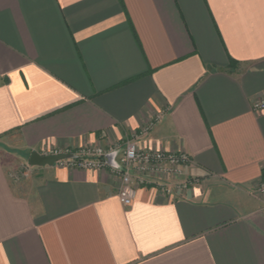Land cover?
Segmentation results:
<instances>
[{"label":"crops","instance_id":"1","mask_svg":"<svg viewBox=\"0 0 264 264\" xmlns=\"http://www.w3.org/2000/svg\"><path fill=\"white\" fill-rule=\"evenodd\" d=\"M261 98L264 0H0V264H264ZM133 138L200 183L28 163Z\"/></svg>","mask_w":264,"mask_h":264},{"label":"built area","instance_id":"2","mask_svg":"<svg viewBox=\"0 0 264 264\" xmlns=\"http://www.w3.org/2000/svg\"><path fill=\"white\" fill-rule=\"evenodd\" d=\"M253 112L264 113V98L256 101ZM151 127L149 125L140 132L146 134ZM138 144L133 138L105 148L86 147L77 152L51 149L40 155L71 156L56 163L55 166L63 169L86 171L110 169V172L119 177L122 182L117 197L126 207L133 205L135 195L142 187H153L165 195L172 196L178 191H186L200 183L198 178L171 182L173 178L182 176L186 168L192 164L189 154L185 152L165 153L162 150L142 148ZM254 192L262 200L259 212L264 215V177L261 178Z\"/></svg>","mask_w":264,"mask_h":264},{"label":"water","instance_id":"3","mask_svg":"<svg viewBox=\"0 0 264 264\" xmlns=\"http://www.w3.org/2000/svg\"><path fill=\"white\" fill-rule=\"evenodd\" d=\"M71 156L60 155V156H43L37 152H34L29 157V166L31 167H54L57 162L63 159L70 158Z\"/></svg>","mask_w":264,"mask_h":264}]
</instances>
